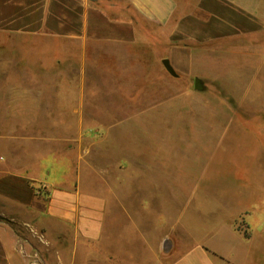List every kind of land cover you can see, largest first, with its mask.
<instances>
[{
    "label": "crops",
    "instance_id": "obj_1",
    "mask_svg": "<svg viewBox=\"0 0 264 264\" xmlns=\"http://www.w3.org/2000/svg\"><path fill=\"white\" fill-rule=\"evenodd\" d=\"M263 33L264 18L238 0H0V117L23 119L25 134L22 154L12 147V131L0 134V148L7 144L0 159V264H28L12 225L43 196L33 181L46 191L39 221L59 224L56 238L39 245L45 264H138L126 248L138 241L139 252L154 247L159 229L143 212L167 216L171 247L176 230L191 238L180 240L185 249L166 264H247L251 251L234 243L257 236L264 245V225H249L247 210L231 214L229 206L236 193L250 201L247 208L264 198V51L250 43ZM9 35L26 38L21 60L3 43ZM239 53L242 60L232 61ZM165 96L186 103L167 110V127L138 125L158 115L148 107ZM100 116L116 120L94 125ZM182 127L231 133L233 141H205L197 175L189 160L174 162L168 140L151 143L154 155L143 159L138 134ZM126 134L135 135L131 144ZM111 135L114 142L105 144ZM66 163L70 173L61 170ZM234 163L246 172L240 187L230 177ZM42 166L60 173L39 178L34 169ZM175 174L204 182L210 192L186 195L196 203L193 213L182 206L177 225L169 205L185 193L166 185ZM201 212H221L223 220L198 225L194 215Z\"/></svg>",
    "mask_w": 264,
    "mask_h": 264
},
{
    "label": "rangeland",
    "instance_id": "obj_2",
    "mask_svg": "<svg viewBox=\"0 0 264 264\" xmlns=\"http://www.w3.org/2000/svg\"><path fill=\"white\" fill-rule=\"evenodd\" d=\"M246 9L249 11L253 12L256 16L264 18V0H238ZM3 43L6 46H11L13 48V52L15 54V58H19L21 60L22 56V46L26 42V38L23 36H4L3 37ZM33 40V39H31ZM238 42V41H237ZM236 42V43H237ZM241 42V41H240ZM32 45L34 42H32ZM236 43H232V45H236ZM251 44L255 45V47L258 49H262L264 51V33L263 34H257L253 40L250 42ZM241 44V43H237ZM243 44V43H242ZM254 47V48H255ZM159 54L161 52H158ZM232 61H240L242 60V57H244L243 54H233L232 56ZM259 62V60H258ZM21 73V71H16V74ZM21 76V74H19ZM219 88V87H218ZM209 94H214L216 93L214 88H210L208 90ZM174 98L172 96H165L161 98L159 101H155V103H151L152 105L149 106L148 108L154 107L153 112L150 110L152 113H157L158 115L154 116H144L141 118V123H138V125L141 126H150V125H162L164 127H167V121H172V117L167 118L166 117V112L168 109L176 111L178 108L184 107V104L182 100H173ZM103 103H101V106ZM103 109V108H101ZM118 119L122 118L121 116L117 117ZM171 118V119H170ZM180 119L179 122L182 123V117L178 118ZM110 121V120H116L112 118H102L101 116L98 119H94V125H101L100 121ZM177 119H175L176 121ZM184 120V119H183ZM264 120V119H262ZM186 121V120H185ZM182 125V124H181ZM23 119L21 118H6V117H0V134L5 135V134H10V131H12V140L11 143L16 146H12L14 151L19 154V152L22 154L23 151L20 149V145L23 142V137L25 134L23 133ZM11 135V134H10ZM33 136V135H32ZM37 136V135H36ZM123 138H126V143L128 142L131 144L133 142V138L135 135L132 134H126L123 135ZM260 139L263 141L264 140V133L260 135ZM114 135L107 136L105 139V144H112L114 142ZM137 137L142 138L143 142V159L150 162V159L152 155H154L153 150L151 149V143H166L167 140L169 143L175 144L173 148V153H174V162L177 164L182 163L183 161L189 160L190 162V167L192 170L194 169L196 175L199 173V167L198 165L200 164L201 167L203 166V157L198 158V153L199 150L201 149V153L203 152V143L206 141L207 145H214V144H222L223 146L226 143H231L233 141V137L231 133H207V134H199V133H194L192 131H189L187 127L183 129V127L178 131L177 133H172L171 131L168 130V132H161L159 134H150V133H141L138 134ZM5 141V140H4ZM192 145V148L190 151L186 149L187 144ZM212 143V144H210ZM1 144V143H0ZM2 145V144H1ZM7 144L4 142L3 148H0V159L1 157H5L6 149H4ZM58 145V144H57ZM55 144H52V147H54ZM195 147V149L193 148ZM201 147V148H200ZM211 148L208 147L207 151H210ZM9 152V151H8ZM27 153V152H25ZM52 155V154H51ZM54 156V155H52ZM53 158V157H51ZM61 166L65 169H62L64 172L70 173L71 169L69 165L66 163L65 165L61 164ZM255 167V166H254ZM256 170L258 167H255ZM254 168V169H255ZM60 167L58 166H49V167H44L40 169L35 168L34 173L39 177V178H45L47 174L49 173V177L51 178L53 174L55 173H60L59 171ZM52 170V171H51ZM253 170V169H252ZM192 173V172H191ZM194 173V175H195ZM245 169L243 165H236L235 163L232 166V171L230 173V177L234 179V183L236 187H240V185L243 184L244 182V174H245ZM257 173V171H256ZM193 174V173H192ZM180 175L175 174L173 179L166 182V185L169 186L170 191H178L185 193V197H182V199H175L174 204L170 203L169 205L170 208V216L174 215V221L176 224L177 217L179 215V211L182 209V206L184 208H187L189 213H193L192 207L196 203V199H189L186 197L188 194H194V193H199L203 194L205 196L209 195V191L204 187V182H199L198 180H180ZM32 185L36 189V191L43 196L41 199H37L36 203L34 204L33 208L29 209L28 211H23L21 214H19L18 218L19 220L16 219V224L17 225H12L18 232V238L20 239L21 242L25 243V247L23 246V252H24V257L28 261V264H35L33 261L36 260V264H45L43 260V253L45 254L46 251L43 250V248H39V245L47 246L48 242L51 241L52 239H55L56 236L58 235L59 229H56L55 226L59 225L56 224L55 222H51L48 220H40L38 217V210L42 209L44 201H45V190L42 186L41 182H32ZM258 187V185H257ZM150 190L153 192L157 191V187H152ZM257 194L254 195V199H257ZM209 199V198H208ZM231 199L232 204L229 206V211L230 213H235L236 211L240 210H247L248 213L247 215H242L245 217V221L249 225H264V198L260 199L262 202V205H253L255 208H247V204L250 203V201L246 202L240 194L237 195L234 194L232 195ZM213 200V199H212ZM222 212V211H221ZM219 212V214L221 213ZM218 213L215 214H205V213H196L194 216H196V220L198 221V225H220V215ZM234 215V214H233ZM237 215V214H236ZM144 219V221H150L153 218V221L156 220V224L158 226V231L153 233V236L155 235L156 237V245L152 248H148L145 246H142L141 252H139V244L140 242H134L132 245L129 244L130 247L137 248V254H136V249H131L130 247H127L126 250L129 253V251L134 252L135 251V256L132 257V259H136L138 264H166L172 259H174L180 252H182L185 248L178 246L180 244L181 239H186V236L182 231H175V239H174V247H171L169 243L167 242V239L165 237L166 232L163 231L165 228V225H167V216L163 215L161 213L157 215H149L146 214L145 212L142 213L141 215ZM116 218H119V215L116 214ZM170 219V217H169ZM238 219V218H236ZM129 220V219H128ZM171 221V220H170ZM12 223V222H11ZM241 224L240 222H238ZM54 225V226H53ZM58 227V226H57ZM51 229V230H50ZM113 231L111 234H115ZM64 237V236H63ZM66 238V235H65ZM187 239L190 241V237L187 236ZM256 239H259L257 236L256 237H251L250 242H241L240 243H234V246L239 249L242 252H247L248 250L251 251V258L248 260L247 264H264V245L260 244V241H257ZM133 255V254H132ZM128 258H130V255H127Z\"/></svg>",
    "mask_w": 264,
    "mask_h": 264
},
{
    "label": "water",
    "instance_id": "obj_3",
    "mask_svg": "<svg viewBox=\"0 0 264 264\" xmlns=\"http://www.w3.org/2000/svg\"><path fill=\"white\" fill-rule=\"evenodd\" d=\"M162 63H163V65L165 66V68H166L171 74H174V71H173L172 67L170 66V64H169V62H168L167 59H163ZM197 83H198V79L195 80V87H196V88H200V87H198Z\"/></svg>",
    "mask_w": 264,
    "mask_h": 264
},
{
    "label": "built area",
    "instance_id": "obj_4",
    "mask_svg": "<svg viewBox=\"0 0 264 264\" xmlns=\"http://www.w3.org/2000/svg\"><path fill=\"white\" fill-rule=\"evenodd\" d=\"M33 262H34L35 264L37 263V261H36V260H34Z\"/></svg>",
    "mask_w": 264,
    "mask_h": 264
}]
</instances>
